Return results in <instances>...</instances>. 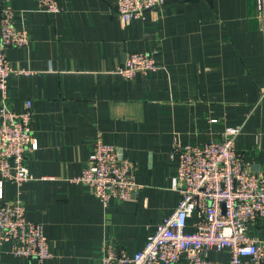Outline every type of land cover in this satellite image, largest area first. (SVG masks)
I'll return each instance as SVG.
<instances>
[{
    "label": "crops",
    "instance_id": "crops-1",
    "mask_svg": "<svg viewBox=\"0 0 264 264\" xmlns=\"http://www.w3.org/2000/svg\"><path fill=\"white\" fill-rule=\"evenodd\" d=\"M4 1L30 35L27 47L6 50L11 68L26 72L10 76L7 95L15 112L31 102L36 148L25 163L34 179L0 177V207L19 199L52 257L39 262L5 246L1 264H94L103 241L129 255L142 250L180 198L175 144L200 146L240 126L236 150L264 174V0H164L128 24L115 0H59L55 14L37 0ZM131 52L152 55L156 70L121 79L116 70ZM96 142L135 164L137 197L105 209L75 181ZM248 233L264 240V219Z\"/></svg>",
    "mask_w": 264,
    "mask_h": 264
},
{
    "label": "built area",
    "instance_id": "built-area-1",
    "mask_svg": "<svg viewBox=\"0 0 264 264\" xmlns=\"http://www.w3.org/2000/svg\"><path fill=\"white\" fill-rule=\"evenodd\" d=\"M48 13H59V0H37ZM164 0H115L114 12L128 24L163 7ZM8 1L0 2V177L23 184L34 179L25 163L36 148L31 121V102L15 112L7 95L8 80L15 71L6 58L8 48H24L29 32L17 25ZM157 68L146 52L126 54L116 70L123 80L147 75ZM259 102H264V87ZM241 127H227L222 136L203 145L175 144L173 187L180 198L174 211L148 235L142 250L129 255L113 241H103L94 264H264V240L251 237L250 224L264 219V174L244 162L236 150ZM136 166L121 159L112 144L96 142L81 174L75 179L88 185L92 195L107 208L111 200L124 202L137 197ZM181 185V186H180ZM191 232H186L188 220ZM14 256L43 262L52 257L40 224L25 218V207L16 199L0 207V254L4 247ZM227 252L226 262L211 260L208 251ZM1 264V260H0Z\"/></svg>",
    "mask_w": 264,
    "mask_h": 264
}]
</instances>
